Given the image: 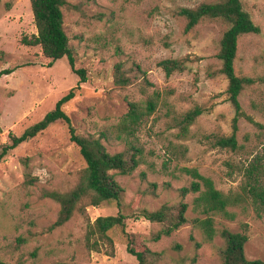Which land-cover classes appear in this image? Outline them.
<instances>
[{
  "label": "rangeland",
  "instance_id": "rangeland-1",
  "mask_svg": "<svg viewBox=\"0 0 264 264\" xmlns=\"http://www.w3.org/2000/svg\"><path fill=\"white\" fill-rule=\"evenodd\" d=\"M217 1L67 0L63 8L76 67L85 69L88 79L64 110L79 135L101 138L111 154L129 150L128 140L142 150L137 170L117 175L125 190L122 212L130 218L126 230L163 254L160 264H222L224 240L206 242L191 221L198 216L193 210L197 195H180L196 181L185 169H196L224 194L244 196L230 208L236 219L216 216V227L241 232V225L247 224L246 256L264 261V204L243 193L251 183L264 194V0H242L261 32L243 35L238 43L236 74L254 81L239 100L254 123L240 118L236 150L216 145L232 135L235 117L218 59L229 27L221 20L204 19L187 31V21L179 15L181 8ZM34 35L31 0H0V72L12 71L0 80V147L10 132L21 136L42 121L80 82L66 57L50 67L40 46L22 42ZM165 59H187V69L167 78L160 67ZM119 71L130 84L118 82ZM151 101L155 112L135 138L127 140L120 125L131 105L146 107ZM195 107L204 113L186 127L184 119ZM85 167L63 122L20 145L0 163V264H138L127 252L120 230L112 232V255L109 246H102L101 253L87 246L89 225L99 217L119 214L116 202L88 207L64 226L54 227L60 205L49 194L72 190ZM181 202L189 204L190 222L158 242L153 236L161 226L133 215L143 208H176Z\"/></svg>",
  "mask_w": 264,
  "mask_h": 264
},
{
  "label": "trees",
  "instance_id": "trees-1",
  "mask_svg": "<svg viewBox=\"0 0 264 264\" xmlns=\"http://www.w3.org/2000/svg\"><path fill=\"white\" fill-rule=\"evenodd\" d=\"M66 5L67 0H31L37 35L31 39H23L22 42L30 46H40L43 55L50 59V67L66 57L71 70L80 78L79 85L71 89L42 121L26 129L21 136L10 132L8 142L0 147V163L11 151L36 138L51 125L57 122L65 123L69 130L70 141L79 148L86 167L80 172L78 182L72 190L65 193L52 192L49 194V197L60 205L59 216L54 227L64 226L77 212L86 213L88 207H99L104 202H116L120 209L119 214L99 217L89 225L88 248L101 253L102 246H109L112 249L109 254L112 255L115 250L112 232L120 230L126 239L127 252L136 258L138 264H160L163 262V254L151 250L147 247L144 238L126 230V222L130 218L122 212L125 190L117 180V175H131L140 166L142 150L128 139L135 138L138 128L145 119L155 112L157 106L153 101L149 102L146 107H139L136 103L131 105L129 113L120 125V130L128 140L129 150L127 151L111 154L101 138L77 133L64 106L76 98L77 92L81 90V84L88 79L86 70L76 67V55L65 31L63 8ZM179 15L186 19L187 31L193 30L204 19L221 20L229 27L221 39L218 59L221 62L220 73L228 80L226 93L229 102L235 109V117L232 135L220 138L216 145L236 150L238 148L236 134L240 118L245 117L254 123V120L243 112L239 100L245 87L253 84L254 81L236 74L235 61L238 55V43L241 36L259 34L261 29L253 22L250 14L244 10L242 0L202 3L195 8H181ZM187 62V59H165L160 62V67L169 78L176 72H184L187 69ZM11 73L12 71L8 69L1 71L0 80ZM118 73L117 80L121 85L130 84V79L120 75V71ZM203 113L204 110L200 107H195L190 111L184 119L186 127L192 125ZM256 168L254 166L252 170H249L250 178ZM185 172L191 174L196 181H193L189 187H183L180 190V195L182 198L189 194L197 195L193 201V210L198 216L191 221L195 228L202 232L206 242H212L216 237L224 240V248L221 251L222 264H264L263 260H248L246 256L245 246L249 240L247 224L241 225V232H232L227 228L219 230L216 227V216L230 221L236 219V214L230 208L236 207L238 203L244 201V196L241 194L232 197L222 193L215 188L212 180L204 178L196 169H185ZM28 182L33 181L28 179ZM153 187L156 188V185ZM246 192H249L254 198H259L264 204V194L263 192L259 193L255 185L249 183L247 187H243V193ZM188 210L189 204L181 202L176 208L168 205H163L153 211L143 208L133 215L135 219L143 218L152 224L161 226V229L153 236L154 242H158L162 238L170 237L190 222L187 217ZM196 247L200 248L201 244L197 243Z\"/></svg>",
  "mask_w": 264,
  "mask_h": 264
}]
</instances>
